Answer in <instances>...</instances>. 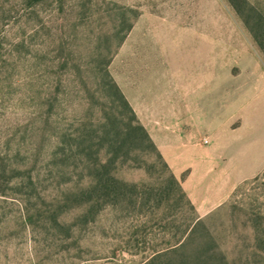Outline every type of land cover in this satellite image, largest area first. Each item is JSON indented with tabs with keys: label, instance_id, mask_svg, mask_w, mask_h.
<instances>
[{
	"label": "rangeland",
	"instance_id": "374dc122",
	"mask_svg": "<svg viewBox=\"0 0 264 264\" xmlns=\"http://www.w3.org/2000/svg\"><path fill=\"white\" fill-rule=\"evenodd\" d=\"M232 3L264 13V0H0V264H264V168L200 217L139 131L117 154L104 144L136 125L110 77L125 98L181 101L167 83L197 66L223 96L252 76L264 87ZM111 159L141 199L82 194Z\"/></svg>",
	"mask_w": 264,
	"mask_h": 264
},
{
	"label": "crops",
	"instance_id": "0c3cea01",
	"mask_svg": "<svg viewBox=\"0 0 264 264\" xmlns=\"http://www.w3.org/2000/svg\"><path fill=\"white\" fill-rule=\"evenodd\" d=\"M191 71L167 83V88L180 90L181 101L152 90L139 91L132 98L122 90L187 199L203 217L264 168V87L259 88L252 76L223 96L215 76L198 66ZM234 120L241 121L235 130L230 128Z\"/></svg>",
	"mask_w": 264,
	"mask_h": 264
},
{
	"label": "trees",
	"instance_id": "16d2710c",
	"mask_svg": "<svg viewBox=\"0 0 264 264\" xmlns=\"http://www.w3.org/2000/svg\"><path fill=\"white\" fill-rule=\"evenodd\" d=\"M232 4L236 12L241 16L247 29L252 34L258 47L264 54V13H261L253 8H248V11H242V9L238 7V5L236 6V4ZM104 72L109 76V73L106 69H104ZM110 81L112 83V87H114V89L120 95V98L123 100L124 104L128 107L132 115L131 120L134 121L136 125L133 129L128 127L129 125L125 126V131H123V129L119 128L116 125L113 131H106L104 137L105 146L110 152L117 154L123 148H128V146L133 143V141L128 140L131 137H134L132 136V134L135 133V131H139L148 140L147 142L149 143V145L154 150H156L158 156L162 159L148 132L137 119L135 112L124 97L123 93L120 91L118 85L112 80L111 77ZM115 162V160L111 159L105 163L97 162L95 164L92 169L93 181L88 188L82 191V194H85L87 200H95V202H98L101 205L103 203L105 204L108 202H116L124 198L127 194H130V196L133 197L134 200H139L142 198V192L139 190V187L136 184H128L127 182L120 180L112 174V166L115 164ZM165 165L168 168L166 163ZM169 178L172 184L175 185L178 190L185 195L179 181L174 177L171 171L169 174ZM148 195L150 194L148 193ZM146 200H148V198H146Z\"/></svg>",
	"mask_w": 264,
	"mask_h": 264
},
{
	"label": "built area",
	"instance_id": "2783aa9c",
	"mask_svg": "<svg viewBox=\"0 0 264 264\" xmlns=\"http://www.w3.org/2000/svg\"><path fill=\"white\" fill-rule=\"evenodd\" d=\"M203 142H205V143H206V142H207V140H206V139H203Z\"/></svg>",
	"mask_w": 264,
	"mask_h": 264
}]
</instances>
